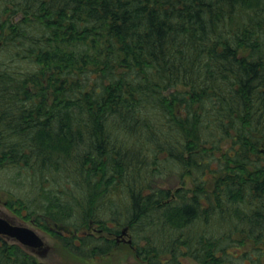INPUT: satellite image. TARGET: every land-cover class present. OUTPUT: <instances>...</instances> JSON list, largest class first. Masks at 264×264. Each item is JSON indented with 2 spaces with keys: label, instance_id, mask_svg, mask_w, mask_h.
<instances>
[{
  "label": "trees",
  "instance_id": "trees-1",
  "mask_svg": "<svg viewBox=\"0 0 264 264\" xmlns=\"http://www.w3.org/2000/svg\"><path fill=\"white\" fill-rule=\"evenodd\" d=\"M5 184L77 257L264 264V0H0Z\"/></svg>",
  "mask_w": 264,
  "mask_h": 264
},
{
  "label": "rangeland",
  "instance_id": "rangeland-1",
  "mask_svg": "<svg viewBox=\"0 0 264 264\" xmlns=\"http://www.w3.org/2000/svg\"><path fill=\"white\" fill-rule=\"evenodd\" d=\"M18 19V17H14ZM161 184L165 186L177 187L182 186L178 178H171L168 181H161ZM8 184V183H7ZM185 187H192V180L190 177H185ZM26 189L30 190L31 186L28 185ZM18 192L15 186L6 185L0 192V214L5 215L13 222L21 225H26L34 228L44 239L45 245L43 249H47L45 253L36 252L28 249L33 255H35L40 261L45 262L46 264H132L137 262V256L135 250L130 247L132 244L128 243V237L126 236L123 240L119 241V244L114 249V251L106 256L91 259V258H82L74 256L68 251H66L58 242L57 238L54 235L55 231H58L57 225L55 223L50 224L49 227L45 228L44 217L41 212L33 213L31 216L27 215V210H18V208H10L7 203L8 201L14 200V194ZM36 193L35 195H37ZM22 210V211H21ZM41 218L38 219V217ZM96 224H92L91 227L87 228L91 231L96 232ZM108 234V233H106ZM40 250V249H39ZM250 264L249 260L245 262ZM185 264H199L191 258L185 260Z\"/></svg>",
  "mask_w": 264,
  "mask_h": 264
},
{
  "label": "water",
  "instance_id": "water-1",
  "mask_svg": "<svg viewBox=\"0 0 264 264\" xmlns=\"http://www.w3.org/2000/svg\"><path fill=\"white\" fill-rule=\"evenodd\" d=\"M128 230L129 228L126 226L119 236L128 234ZM0 235H5L30 249H40V252H44L45 242L34 228L17 224L4 215H0ZM128 242L132 243L131 237Z\"/></svg>",
  "mask_w": 264,
  "mask_h": 264
},
{
  "label": "flooded vegetation",
  "instance_id": "flooded-vegetation-1",
  "mask_svg": "<svg viewBox=\"0 0 264 264\" xmlns=\"http://www.w3.org/2000/svg\"><path fill=\"white\" fill-rule=\"evenodd\" d=\"M121 233V232H120ZM120 233L119 234H115L114 235V238L116 239V241H117V243L119 244V241L120 240H123L126 236L128 237V238H130L131 237V235H130V233L129 234H127V235H124V236H119L120 235ZM46 250V249H45ZM44 250V251H45ZM39 250H37V252H38ZM40 252V251H39ZM41 253V252H40Z\"/></svg>",
  "mask_w": 264,
  "mask_h": 264
}]
</instances>
